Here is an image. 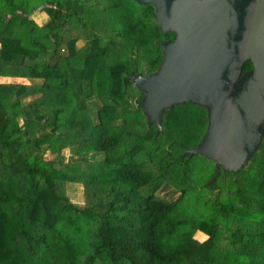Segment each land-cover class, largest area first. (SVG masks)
<instances>
[{
  "label": "trees",
  "instance_id": "obj_1",
  "mask_svg": "<svg viewBox=\"0 0 264 264\" xmlns=\"http://www.w3.org/2000/svg\"><path fill=\"white\" fill-rule=\"evenodd\" d=\"M174 39L134 0H0V264H264V133L233 172L188 154L206 108L175 103L155 124L138 106L131 75Z\"/></svg>",
  "mask_w": 264,
  "mask_h": 264
},
{
  "label": "water",
  "instance_id": "obj_2",
  "mask_svg": "<svg viewBox=\"0 0 264 264\" xmlns=\"http://www.w3.org/2000/svg\"><path fill=\"white\" fill-rule=\"evenodd\" d=\"M134 1L150 4L158 27L175 34L155 73L131 75L144 94L138 106L155 124L175 103L206 108L207 134L188 154L240 169L264 133V0Z\"/></svg>",
  "mask_w": 264,
  "mask_h": 264
},
{
  "label": "rangeland",
  "instance_id": "obj_3",
  "mask_svg": "<svg viewBox=\"0 0 264 264\" xmlns=\"http://www.w3.org/2000/svg\"><path fill=\"white\" fill-rule=\"evenodd\" d=\"M48 5H52L55 6V4H48ZM39 9V7H38ZM36 9V10H38ZM34 11L31 13V15H29V19L30 21L34 22L36 25L41 26V25H45L47 23V21L49 20V15L47 14V10H54V9H44L43 11ZM18 14H20V12H17ZM11 14H7L6 18H10ZM79 45H81V43H79ZM4 83H9V82H19V83H24L25 85H28V83L30 82L27 79H13V78H5ZM23 84V85H24ZM135 105H132V107H134ZM64 157L67 160V158L70 160L72 158V160L76 159L77 157H70L69 158V152L68 150H66L64 152ZM87 158H90V156H87ZM172 188H170V191L167 192H163L162 194H160L165 200H170L173 201L176 197L177 194H175V192L173 190H171ZM147 189L144 190L143 194H146ZM65 193L68 196V199L71 201V203H73L76 206H81L83 204H85L84 201V194H83V187L80 184H67L65 187Z\"/></svg>",
  "mask_w": 264,
  "mask_h": 264
},
{
  "label": "built area",
  "instance_id": "obj_4",
  "mask_svg": "<svg viewBox=\"0 0 264 264\" xmlns=\"http://www.w3.org/2000/svg\"><path fill=\"white\" fill-rule=\"evenodd\" d=\"M45 8H54V6H52V5H45V6H44V9H45ZM44 9L39 8L38 11H41V10H44Z\"/></svg>",
  "mask_w": 264,
  "mask_h": 264
},
{
  "label": "crops",
  "instance_id": "obj_5",
  "mask_svg": "<svg viewBox=\"0 0 264 264\" xmlns=\"http://www.w3.org/2000/svg\"><path fill=\"white\" fill-rule=\"evenodd\" d=\"M2 80H4V79H2ZM24 84V83H23Z\"/></svg>",
  "mask_w": 264,
  "mask_h": 264
},
{
  "label": "bare ground",
  "instance_id": "obj_6",
  "mask_svg": "<svg viewBox=\"0 0 264 264\" xmlns=\"http://www.w3.org/2000/svg\"><path fill=\"white\" fill-rule=\"evenodd\" d=\"M96 67V66H95Z\"/></svg>",
  "mask_w": 264,
  "mask_h": 264
}]
</instances>
